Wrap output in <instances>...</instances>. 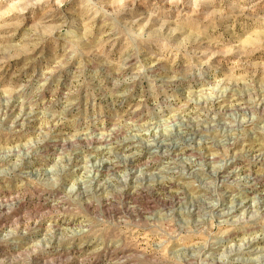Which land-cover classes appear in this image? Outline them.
I'll return each instance as SVG.
<instances>
[{
  "label": "rangeland",
  "instance_id": "rangeland-1",
  "mask_svg": "<svg viewBox=\"0 0 264 264\" xmlns=\"http://www.w3.org/2000/svg\"><path fill=\"white\" fill-rule=\"evenodd\" d=\"M0 264H264V0H0Z\"/></svg>",
  "mask_w": 264,
  "mask_h": 264
},
{
  "label": "bare ground",
  "instance_id": "bare-ground-1",
  "mask_svg": "<svg viewBox=\"0 0 264 264\" xmlns=\"http://www.w3.org/2000/svg\"><path fill=\"white\" fill-rule=\"evenodd\" d=\"M255 179V178H254Z\"/></svg>",
  "mask_w": 264,
  "mask_h": 264
}]
</instances>
